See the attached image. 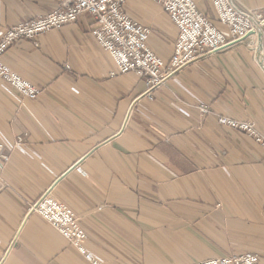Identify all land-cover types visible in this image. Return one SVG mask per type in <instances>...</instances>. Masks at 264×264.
<instances>
[{"label": "crops", "instance_id": "crops-1", "mask_svg": "<svg viewBox=\"0 0 264 264\" xmlns=\"http://www.w3.org/2000/svg\"><path fill=\"white\" fill-rule=\"evenodd\" d=\"M197 1L215 16L211 2ZM233 1L264 11V0ZM56 8V0H0V34ZM127 11L151 27L150 46L169 62L178 35L169 14L153 0H130ZM95 26L84 13L2 57L41 94L25 97L0 77V145L9 155L0 157V264H92L31 212L54 185L86 230V249L105 264L245 252L264 264V148L217 120H252L264 134V28L260 50L248 37L199 57L151 98L145 78L112 76L116 63Z\"/></svg>", "mask_w": 264, "mask_h": 264}, {"label": "built area", "instance_id": "built-area-1", "mask_svg": "<svg viewBox=\"0 0 264 264\" xmlns=\"http://www.w3.org/2000/svg\"><path fill=\"white\" fill-rule=\"evenodd\" d=\"M129 1L56 0L57 8L54 11L4 29L0 34V77L25 97L37 99L41 93L40 88L12 70L3 61V55L15 42L35 39L52 29H60L75 23L84 13L95 18L96 26L92 34L116 63V70L111 73L112 76L137 75L146 79L149 88L162 85L172 73L199 57L243 43L248 37L256 38L247 42L248 46L260 50L264 28L263 10L243 9L233 0H208L215 11V16L211 17L200 9L197 0H153L169 14L178 29L173 55L170 61L166 62L149 44L151 27L135 20L128 13ZM202 110L208 112V106L202 105ZM217 120L222 125L245 133L264 148V134L252 120H241L226 115H218ZM0 157L4 160L9 159L2 144ZM33 209L71 240L89 262L105 264L86 249V230L68 205L49 193L39 200ZM194 264H262V262L257 254L245 252L210 257Z\"/></svg>", "mask_w": 264, "mask_h": 264}, {"label": "water", "instance_id": "water-1", "mask_svg": "<svg viewBox=\"0 0 264 264\" xmlns=\"http://www.w3.org/2000/svg\"><path fill=\"white\" fill-rule=\"evenodd\" d=\"M252 34V33H251ZM192 63V62H191ZM191 63H189V64H191ZM188 64V65H189ZM187 66V65H186ZM186 66H184V67H186ZM184 67H182L181 69H179V70H177V71H175L174 73H172L166 80H168L170 77H172L173 75H175L176 73H178L180 70H182ZM137 102V100L136 101H134V103L132 104V106H131V108H130V111H129V113H128V116H127V118H126V121H125V123H124V127L123 128H125V126H126V124H127V122H128V119H129V117H130V114H131V111H132V109H133V107H134V105H135V103ZM120 132H122V131H120ZM55 186V185H54ZM54 186L48 191V193L47 194H49V193H51V191L53 190V188H54ZM46 194V195H47ZM41 200V199H40ZM34 211V209H32V211L31 212H33Z\"/></svg>", "mask_w": 264, "mask_h": 264}, {"label": "rangeland", "instance_id": "rangeland-1", "mask_svg": "<svg viewBox=\"0 0 264 264\" xmlns=\"http://www.w3.org/2000/svg\"><path fill=\"white\" fill-rule=\"evenodd\" d=\"M245 41V40H244ZM210 54H213V53H210ZM209 54V55H210ZM195 61V60H194ZM159 87V86H158ZM158 87H155V88H149L148 87V91H147V93L145 94V95H149L151 98H153V95H152V92L154 91V90H156ZM41 90V89H40ZM41 94V93H40ZM39 97V96H38ZM207 106V105H206ZM208 112H204L203 110H202V105H201V111L203 112V113H206V114H209L210 113V109H209V107H208ZM245 134V133H244ZM246 135V134H245ZM247 136V135H246ZM250 138V137H249ZM20 140V139H19ZM19 140H18V142H19ZM22 140H20V142H21ZM19 142V143H20ZM52 194V193H51ZM34 212H36V211H34ZM37 213V212H36ZM39 214V213H38ZM76 214V213H75ZM40 215V214H39ZM77 216V215H76ZM79 219V218H78Z\"/></svg>", "mask_w": 264, "mask_h": 264}]
</instances>
